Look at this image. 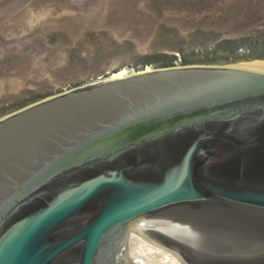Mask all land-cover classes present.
I'll return each mask as SVG.
<instances>
[{"label": "water", "instance_id": "water-1", "mask_svg": "<svg viewBox=\"0 0 264 264\" xmlns=\"http://www.w3.org/2000/svg\"><path fill=\"white\" fill-rule=\"evenodd\" d=\"M122 70L0 118V264H264V72Z\"/></svg>", "mask_w": 264, "mask_h": 264}, {"label": "rangeland", "instance_id": "rangeland-1", "mask_svg": "<svg viewBox=\"0 0 264 264\" xmlns=\"http://www.w3.org/2000/svg\"><path fill=\"white\" fill-rule=\"evenodd\" d=\"M259 61L264 0H0V118L126 66ZM127 240L134 264H180Z\"/></svg>", "mask_w": 264, "mask_h": 264}, {"label": "bare ground", "instance_id": "bare-ground-1", "mask_svg": "<svg viewBox=\"0 0 264 264\" xmlns=\"http://www.w3.org/2000/svg\"><path fill=\"white\" fill-rule=\"evenodd\" d=\"M255 62V61H254ZM251 65H253L252 67H251ZM237 66H239V67H246V68H251V69H253V70H257V71H261V72H264V61H259V62H256V63H251V64H246V65H244V64H239V65H237ZM123 73V70H122V72L120 73V74H122ZM129 235H128V239H129V237H131L133 234H136L135 232H133V231H129V233H128ZM128 243H129V240H128ZM150 243V242H149ZM151 245H153V246H155V247H158V246H156V245H154V244H152V243H150ZM158 248H161V247H158ZM161 249H163V248H161ZM165 250V249H164ZM167 251V250H166ZM160 252V251H159ZM165 252V251H164ZM167 253H170V252H168L167 251ZM171 254V253H170ZM160 255V254H159ZM168 255V254H167ZM172 255V254H171ZM162 256V255H161ZM135 260V259H134ZM179 260V259H178ZM127 261L130 263V264H134L133 263V261L131 260V258H127ZM180 261V260H179ZM181 262V261H180ZM144 263H145V261H144ZM181 264H183L182 262H181Z\"/></svg>", "mask_w": 264, "mask_h": 264}, {"label": "flooded vegetation", "instance_id": "flooded-vegetation-1", "mask_svg": "<svg viewBox=\"0 0 264 264\" xmlns=\"http://www.w3.org/2000/svg\"><path fill=\"white\" fill-rule=\"evenodd\" d=\"M128 254V240H127V246H126V256H125V261L130 264L128 261H127V258H130L129 256H127ZM127 257V258H126ZM178 260V259H177ZM179 261V260H178ZM179 263L181 264V262L179 261Z\"/></svg>", "mask_w": 264, "mask_h": 264}]
</instances>
